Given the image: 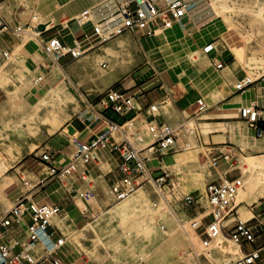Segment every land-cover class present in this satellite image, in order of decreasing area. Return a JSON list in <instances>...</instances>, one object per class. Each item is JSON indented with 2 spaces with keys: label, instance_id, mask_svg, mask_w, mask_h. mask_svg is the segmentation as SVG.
Here are the masks:
<instances>
[{
  "label": "crops",
  "instance_id": "0c3cea01",
  "mask_svg": "<svg viewBox=\"0 0 264 264\" xmlns=\"http://www.w3.org/2000/svg\"><path fill=\"white\" fill-rule=\"evenodd\" d=\"M107 1L113 3L111 12H118V6L123 1L129 0H0V17L8 26V29L0 34V64L3 61V52L10 55L22 45L27 49V38L21 40L18 38V34L21 36L24 35V31H29L38 45L35 50L23 58L25 67L34 75V81L35 75H42V80L39 83H34L28 100L40 97L54 85L58 87L62 83L65 89H67V84L72 85L85 98L84 104L79 106L75 114L63 120L57 130L47 136L39 146L36 145L33 150L23 155L21 147V157L15 165L14 175L8 176L11 181L4 189L10 206L21 195H25L28 200L38 204H60L63 206V214L52 218L50 226L47 228L52 243H55L59 238L64 240L63 244L51 255V258L58 259L61 264H78V261L72 239L66 237L60 227L65 223L66 228L71 231L82 227L80 231L84 234V229L91 223L84 226L88 219L87 216L92 215L95 211L96 214L103 213V210L111 206L114 201L110 198L108 190L121 177L118 169L121 156L105 149L100 150L95 159L88 163L78 162L76 172L66 175L61 184L51 177L47 165L40 162V155L48 151L51 155L50 162L55 168L59 169L65 166L75 152V142L78 144L90 143L102 129L104 119L117 123H122L124 120L132 121L133 124L138 123L139 127L153 119L156 124L166 123L177 128L179 131L176 132L177 140L173 151L162 156V164L168 171H170V167L183 162L185 155L195 153L196 144L205 151L209 161L213 158L217 160L216 171L220 176L230 173L229 168L233 163L231 161L236 157L233 154V149L246 157L264 156V136L255 138L252 130L239 117V109L251 104H256L260 115L264 117V78L261 81L256 79L244 90L237 91L235 86L247 77V73L235 65L234 59H230L231 53L224 54V51H219L218 44L212 40L206 42L202 48L208 43H214L216 50L206 55L202 53L204 55L202 58L197 56L198 60L194 63L198 65L202 61L200 66L193 64V61L190 62L192 68L189 70L188 80L185 79L182 70L179 71L175 64L169 62L167 53L160 49L161 44L166 45L167 43L166 36L161 37V33L148 37L141 30H126L105 45L102 51L125 43L132 53L131 44H134L139 46L145 55L147 54V61L144 62L145 67L140 74L127 79L122 86H119L131 93L144 89L143 97L134 103V111L124 119L119 118L110 110H103L100 105L91 104L96 96L113 87L120 80H111L105 83L99 79L89 78L90 80H86L84 78L88 77L86 75L88 62L99 59V52H90V49L96 45H88L80 59L67 57L61 61L62 69L59 71L62 76L53 78L55 69H51L50 61L41 52L42 41L53 36H60L65 45H72L73 41L77 42L84 36L91 35V22L81 21V23L76 17L96 9ZM96 19V22L102 21L100 17ZM192 24L193 22L186 14L181 23L173 26L171 31L178 28L188 30ZM121 27L122 23L118 29ZM140 35L153 40L154 44L145 48ZM154 54H157V57H152ZM213 58H217L223 63L221 69L217 70L213 66L211 62ZM103 64L106 65V63ZM208 66H210V71L215 72V75L206 82L201 72ZM148 73L149 75H147ZM144 75L145 78L140 80V77ZM51 78L53 80L48 82ZM49 86L51 87L49 88ZM0 90L2 91V88ZM55 97L56 95L49 103ZM162 98L169 100V104L162 106L159 114L151 118L146 114L148 107ZM199 99L203 100L205 110L196 113L197 100ZM6 101L7 99L0 101V105ZM5 108L4 114L15 113L10 105ZM97 112H101V116H96ZM193 114L198 117H192ZM191 122L199 125L193 129V136L189 135L192 128ZM69 126L73 128V134L68 133ZM137 134L140 135L141 131H138ZM230 149L233 153L230 152ZM144 150L143 148L142 156L149 157V152ZM151 160L147 161V166L157 175L159 173L157 162ZM82 173L86 175V182L80 179ZM214 173L213 169L208 168L207 179H214ZM212 175L214 176L212 177ZM87 181L89 182L87 183ZM79 193L84 194L82 198L77 197ZM69 197H72L73 202L69 201ZM147 201L143 196L135 195L128 201L125 199V202L119 207L113 208V211L129 210L142 202L143 208H147ZM0 203L1 218L10 206L5 210V205ZM172 217L181 223L179 217L176 215H172ZM61 219H65L66 222L62 223ZM30 221V215L25 214L18 223L11 224L3 232V241L13 248L12 253L23 248L32 252L36 264H49L43 258L45 252L43 245L28 243L27 226ZM251 248L252 246H245L241 249L248 251ZM33 249H37L39 252L34 253ZM134 262H137V259L127 254V264H134Z\"/></svg>",
  "mask_w": 264,
  "mask_h": 264
},
{
  "label": "rangeland",
  "instance_id": "374dc122",
  "mask_svg": "<svg viewBox=\"0 0 264 264\" xmlns=\"http://www.w3.org/2000/svg\"><path fill=\"white\" fill-rule=\"evenodd\" d=\"M187 1L190 4L188 9L190 10L193 2L197 1L196 3H201L204 0ZM205 2L203 11L198 15L201 17L193 22L196 27L192 24L188 30L178 28L174 31L168 29L161 32V37L166 36L167 43L166 45L161 44L160 49L167 53L169 62L175 64L179 71L182 70L183 74L186 75H184L185 79L188 80L187 76L189 75L190 68H192L190 63L192 61L189 59L190 55L194 58L197 56L202 58L204 56L202 54V46L212 40L218 44V50L224 51V54L231 53L229 46H233L237 50L238 58L236 59L231 53L232 55H229L230 59H234L235 65L243 69L251 79H260L261 81L264 78V0H226L228 6L226 10H219L216 0H206ZM118 36L119 34L103 44L95 46L90 52L97 51L102 54L103 47ZM20 37V34H18V38ZM140 38L145 48L154 44L153 40L144 38L142 35H140ZM31 39L34 40L35 46L38 47L35 38ZM131 49L132 55L134 53V59L139 61L135 65L138 67L132 69L128 75L126 74L114 86H122L127 79L139 75L145 67L144 62L147 61V54L145 55L140 47L134 44H131ZM17 56L16 50L0 64V88H2V91L0 90V101L7 99L4 103L5 107L9 105L13 107L15 113L11 114V116L15 119L19 117L18 129L21 132L17 137L16 134L12 133L11 124L9 123L11 119H7V122L3 121V130H0V145L3 142H7L18 146L20 150L22 147V153L25 154L33 150L36 145L39 146L47 136L56 131L63 120L75 114L79 106L84 104L85 98L72 85L67 84V89L64 88L59 92L55 99L51 103H48L43 110L36 112L29 118H24L22 114L29 109L30 105L35 103L39 96L35 99L30 98L29 101L30 95L24 98L20 94L23 83L27 80L33 82L34 75L25 67L24 57L16 62ZM152 57H157V54H154ZM80 58L81 56L77 59ZM192 63L197 65L194 62ZM198 65H202V61ZM54 69L53 78L61 77L59 68L56 67ZM60 69H62L61 65ZM210 70V66H208L206 70L201 72L206 82L215 75V72ZM260 74H262V77L258 76ZM37 76L42 75H35V77ZM84 78L90 80L89 77ZM144 78L145 75L140 77V80ZM52 80L51 78L48 82ZM16 90L18 92L14 100L12 94ZM167 101L169 104V100ZM5 107L1 108V114H4ZM195 116L196 114L192 115V117ZM177 118L179 117L177 116ZM138 125V123L133 124V128H137V130L133 132V136L129 137V140L134 146L142 148L149 144L152 139L144 125L140 127ZM191 126L189 135L193 136V129L199 125L196 123ZM138 131H141V135L144 137V143L141 145L134 141V134ZM195 147V153L185 155L183 162L181 161L177 166L169 168L171 177L165 185L162 194L157 193L149 185L132 192L130 198H125L128 201L135 195H141L148 200L147 208H143L142 202V204L140 203L129 210L113 211V208L122 205L125 199L114 201L109 208L103 210V213L96 214L95 211L92 215L87 216L88 219L84 226L89 222H91L92 226L84 234L80 231L82 227L71 231L66 228V223L61 227L58 225L66 237L72 239L78 264H127V254H130L133 258L135 257L137 261H140L139 258H143L144 261L142 260L140 264H184L186 261H191V258L188 260L179 259L181 256L175 257L172 252L168 256H164L163 251L156 250V248L160 243L158 239L159 233L162 231L160 226H164L165 229L172 231V233H177L175 240H180L181 247L189 244L187 235H189L192 241L197 238L201 239L204 243L210 241L206 234H204V227L209 219L195 221V218L200 213H203L202 209L197 208L195 211H185L176 201L191 193L196 195L203 194L205 185L210 181L207 179L210 161L205 151L199 145L196 144ZM230 152H232L231 149ZM0 155V177H12L16 169L15 165L21 156L15 157L14 161H10L6 152L1 148ZM237 158L239 157L236 156L231 161L234 164L229 168L230 173H228V177L241 176L240 168L248 167V164L243 159L239 158L237 160ZM194 162L204 164L207 171L201 174L195 166L191 165ZM249 162L255 163L253 158H249ZM9 180L11 181V179ZM243 189L239 191L236 198V202H242V207L239 205L237 208L241 219L248 220L251 218L252 213H260L264 222V178L249 181L248 186L243 182ZM199 202L202 206L206 205L203 200ZM9 206V203L6 204L5 210ZM172 215L179 217L181 227H178L177 221ZM60 221L62 223L66 222L65 219H61ZM168 222L171 223L170 226ZM200 223H202V226H200ZM262 241H264V237L258 242L261 243ZM33 252L37 253L39 251L33 249ZM200 261H204L202 257H200Z\"/></svg>",
  "mask_w": 264,
  "mask_h": 264
},
{
  "label": "built area",
  "instance_id": "2783aa9c",
  "mask_svg": "<svg viewBox=\"0 0 264 264\" xmlns=\"http://www.w3.org/2000/svg\"><path fill=\"white\" fill-rule=\"evenodd\" d=\"M188 9L187 0L123 1L118 6V15L122 27L117 31H112L108 36H104L100 25L93 24L92 34L84 36L82 40L77 42L73 41L72 45H65L60 36H53L42 41L41 52L54 68L60 66L61 61L67 57L77 59L82 56L86 46L98 45L125 30H141L145 36H156L164 30L171 29L175 24L181 23ZM81 16L85 19L83 22H91L92 24V21L88 19V12H84ZM7 29V24L0 17V34ZM215 50L216 45L208 43L202 48V53L206 55ZM8 56L7 52L2 53L3 60H6ZM211 62L217 70L223 67V63L217 58H213ZM41 80L42 78H39L37 83ZM251 83L245 77L235 86V89L242 91ZM143 90L139 89L131 93L122 87L113 86L96 96L91 104L100 105L103 110H110L119 118L124 119L134 111V103L143 97ZM167 104V99L162 98L157 103L150 105L146 114L154 118L159 114L160 108L167 106ZM204 110L203 100H197L196 113H201ZM96 116H101V112H97ZM239 117L252 130L255 138L264 136V117L260 115V110L256 104L241 107ZM144 127L152 141L144 147L138 148L129 140V137L133 136V132L137 130V128H133L132 121L124 120L122 123H117L104 119L102 129L90 143L78 144L75 142L76 149L68 164L59 169L55 168L50 162L51 155L48 151L40 155V162L47 165L51 177L62 184L66 175L76 172L78 162L86 164L95 159L100 150L105 149L121 156L118 167L121 177L108 190L113 201H121L135 190L149 185L157 193L162 194L171 177L170 172L162 164V156L171 152L175 147L177 128L166 123L156 124L153 119L145 122ZM143 148L149 152V157L142 156ZM151 159L157 162L159 171L157 175L154 174V170L147 166V161ZM233 164L230 166L232 167ZM209 167L214 170L215 178L205 185L204 193L185 195L180 200H176L177 204L185 211L202 209L204 214L200 220L209 219L204 227V234L209 239L218 235H225L242 248L252 246L250 250L244 251L240 259L231 264H264V241L258 244V241L264 237V222L260 213H252L248 220H242L238 213L236 197L243 186L241 176L228 177L227 174L220 176L216 171L217 160L215 158L211 159ZM80 179L86 182V175L82 173ZM83 195L79 193L77 197L82 198ZM200 200H203L206 205L202 206ZM69 201L73 202L72 197H69ZM63 211L64 208L60 204H38L28 200L25 195L18 196L13 205L0 218V264H36L35 256L31 251L21 248L18 252L12 253L13 248L3 241V232L11 224L18 223L25 214H29L31 218L27 226L28 243L30 245L42 244L45 251L43 258L49 264H61L58 259L51 258V255L63 244L64 240L59 238L55 243H52L47 228L50 226V220L56 216H61Z\"/></svg>",
  "mask_w": 264,
  "mask_h": 264
},
{
  "label": "bare ground",
  "instance_id": "6f19581e",
  "mask_svg": "<svg viewBox=\"0 0 264 264\" xmlns=\"http://www.w3.org/2000/svg\"><path fill=\"white\" fill-rule=\"evenodd\" d=\"M205 1L206 0L202 1L204 3L202 2L196 3L197 1L195 3L194 2L192 3L193 5H191L192 6L191 9L187 10V16L190 21L194 22L196 19H199V17H201L198 15L200 12L203 11V6L206 3ZM216 1H217V6L219 10H226L228 8L226 0H216ZM112 8H113L112 1H107L104 4L100 5L99 7H97L96 9L88 11L89 16H90L89 18H91L95 24L100 25L102 29V34L104 36H108L112 31H117L118 26L121 24V21H120L121 19H119L118 12H111ZM99 17L102 18V21L96 22L97 20L96 18H99ZM76 19L79 20L80 22L85 20L83 16L81 15L76 17ZM91 19L89 20L91 21ZM26 38L28 41V45H27L28 47L26 49L22 45L17 50L18 56H17L16 62H18L21 58L27 56L31 51L37 48L35 46L34 40L32 39L30 40L32 36L30 35L29 31H24V35H21L20 37L21 40H24ZM103 43L104 42L98 45H101ZM229 49L231 50V53L237 59L238 58L237 50L233 48V46H229ZM133 55L131 51L127 48V44L125 43L117 44L113 46L112 48L104 50L103 53L99 55L98 60L94 62H88L89 64L86 69V75L91 79H99L105 83H108L111 80H119L123 78L126 74H128L133 68H135V65L137 64L138 61L134 59ZM189 59L193 62L198 60L197 57L194 58L191 55ZM103 63H106V65H104ZM56 67L60 69V66H56ZM261 75L262 74L258 76H261ZM39 78H42V76H37L35 78V81L33 82L30 80H27L23 83L20 89V94L24 98L28 97L31 94V89L34 83L35 84L37 83ZM246 79H248L250 82L254 81L249 76H247ZM64 88L65 87L63 83L61 86L52 87L48 92L41 95L33 105H30L29 109L24 114H22V116H24V118H29L36 112H39L49 103V101L52 99L53 96L57 95ZM17 90L12 94L14 97V100L17 97V92H18ZM4 106H5L4 103L0 105V130H3V126H2L3 121L7 122V119L8 120L11 119L9 123L11 124L12 133L16 134V136L18 137V135L21 132L18 129L19 128L18 126L19 117L15 119V118H12L11 114H1V108ZM191 123L193 124V122ZM134 135H135L134 141L136 143H138L139 145L144 143V137L141 134L138 135L136 133ZM0 148L6 152L10 161H14L15 157H18L21 155L20 148L10 143L3 142L0 145ZM233 152L236 154L237 157L243 159L245 163L248 164L247 168H240L242 184L244 182L246 186H248L249 181H254L256 179L264 178V156L246 157L242 153L237 152L235 149H233ZM249 158H253L255 163L249 162ZM0 159H1V155H0ZM191 165L195 166L201 174H204L207 171L206 166L200 162H194ZM9 183H10V180L8 179V177L6 176L0 177V202H2L4 205L9 203L4 193V189L9 185ZM242 189H243V186H242ZM128 197H130V195L127 196L126 198ZM236 204L239 206L242 204V202H236ZM203 214L204 213L202 214L200 213L199 216L195 218V221H199V219L203 216ZM168 224L170 226L171 223L168 222ZM177 225L178 227L180 226V223H178V221H177ZM91 226L92 224L90 223L84 229V233L87 232V230H89ZM160 229L162 230L161 233H159V237H158V239L160 240L159 241L160 243L157 246L156 250L157 249L162 250L164 256H168L169 253L172 252L175 257L181 256L179 259H182V260H188L189 258H191V261H186L184 264H229V262L233 260L235 261V260L240 259L244 254V250L241 249L242 247L234 243L232 240H230L225 235L215 236L211 238L208 243H204L199 238L192 241L189 235H187L189 244L181 247L180 240L179 239L178 241L175 240L177 233H172V231H168L167 229H165L164 226H160ZM200 257H202L204 261L201 262ZM139 260L140 261L134 262V264L136 263L139 264L142 260L144 261L143 258H139Z\"/></svg>",
  "mask_w": 264,
  "mask_h": 264
},
{
  "label": "water",
  "instance_id": "95a60500",
  "mask_svg": "<svg viewBox=\"0 0 264 264\" xmlns=\"http://www.w3.org/2000/svg\"><path fill=\"white\" fill-rule=\"evenodd\" d=\"M40 28H42V26H40ZM67 131L69 134H73V128L71 126L67 128Z\"/></svg>",
  "mask_w": 264,
  "mask_h": 264
}]
</instances>
